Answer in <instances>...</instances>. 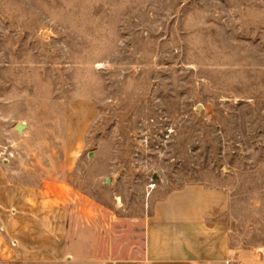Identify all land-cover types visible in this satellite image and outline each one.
<instances>
[{
  "label": "rangeland",
  "instance_id": "obj_1",
  "mask_svg": "<svg viewBox=\"0 0 264 264\" xmlns=\"http://www.w3.org/2000/svg\"><path fill=\"white\" fill-rule=\"evenodd\" d=\"M0 163L68 183L76 256H139L197 183L264 263V0H0Z\"/></svg>",
  "mask_w": 264,
  "mask_h": 264
},
{
  "label": "crops",
  "instance_id": "obj_2",
  "mask_svg": "<svg viewBox=\"0 0 264 264\" xmlns=\"http://www.w3.org/2000/svg\"><path fill=\"white\" fill-rule=\"evenodd\" d=\"M71 198L65 180L54 177L38 186L23 185L12 181L0 163V263L264 264L254 250L232 249L226 189L191 183L158 200L144 223L142 251L128 258L73 253Z\"/></svg>",
  "mask_w": 264,
  "mask_h": 264
},
{
  "label": "built area",
  "instance_id": "obj_3",
  "mask_svg": "<svg viewBox=\"0 0 264 264\" xmlns=\"http://www.w3.org/2000/svg\"><path fill=\"white\" fill-rule=\"evenodd\" d=\"M1 229L4 230V229H5L4 226H2ZM16 243H17L16 240H12V241H11V244H12V245H16Z\"/></svg>",
  "mask_w": 264,
  "mask_h": 264
},
{
  "label": "water",
  "instance_id": "obj_4",
  "mask_svg": "<svg viewBox=\"0 0 264 264\" xmlns=\"http://www.w3.org/2000/svg\"><path fill=\"white\" fill-rule=\"evenodd\" d=\"M22 127H23V125H22V124H19V125L17 126V129H18V130H21Z\"/></svg>",
  "mask_w": 264,
  "mask_h": 264
}]
</instances>
